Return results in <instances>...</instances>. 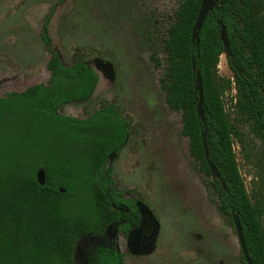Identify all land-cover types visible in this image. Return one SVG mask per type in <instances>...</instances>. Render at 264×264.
<instances>
[{
	"label": "trees",
	"instance_id": "16d2710c",
	"mask_svg": "<svg viewBox=\"0 0 264 264\" xmlns=\"http://www.w3.org/2000/svg\"><path fill=\"white\" fill-rule=\"evenodd\" d=\"M201 4H179L161 37V50H154L151 58L163 69L166 105L182 116L181 133L206 187L218 199L219 212L232 223L234 215L239 217L250 258L264 264V189L255 187L249 194L233 149L237 142L245 150L239 125L249 124L263 142L254 159L264 175V0H216L197 44L191 38ZM53 13L42 34L51 55L48 83L0 98V264H125L117 233L128 239L130 253L139 256L154 252L160 236L152 208L141 197L120 192L113 177L110 163L129 143L133 125L113 106L86 119L60 114L65 105L90 101L99 77L86 62L66 66L53 50L48 33ZM220 23L227 31L237 88L234 120L223 100L232 82L220 79L218 71L224 54ZM147 36L155 37L150 31ZM197 74L206 125L197 115ZM203 133L209 162L221 181L205 159ZM40 171L44 185L38 181ZM144 222L151 229L149 242L145 249H135L134 233Z\"/></svg>",
	"mask_w": 264,
	"mask_h": 264
},
{
	"label": "rangeland",
	"instance_id": "374dc122",
	"mask_svg": "<svg viewBox=\"0 0 264 264\" xmlns=\"http://www.w3.org/2000/svg\"><path fill=\"white\" fill-rule=\"evenodd\" d=\"M58 1L0 0V98L48 83L50 54L42 28ZM182 1L66 0L57 6L48 28L53 49L66 66L86 62L99 77L90 101L65 105L60 114L86 119L113 106L132 122L129 143L110 163L113 177L120 192L141 197L152 208L160 240L153 254L135 256L118 235L125 264H242L234 228L205 189L181 133L182 116L166 105L163 69L151 58L154 50H161V37ZM149 31L155 39H148ZM218 71L220 79L234 82L226 55ZM236 95L232 84L223 96L231 120L237 115ZM239 130L245 150L235 143L237 164L252 194L255 187L264 189V175L254 159L263 142L249 124H240Z\"/></svg>",
	"mask_w": 264,
	"mask_h": 264
},
{
	"label": "water",
	"instance_id": "95a60500",
	"mask_svg": "<svg viewBox=\"0 0 264 264\" xmlns=\"http://www.w3.org/2000/svg\"><path fill=\"white\" fill-rule=\"evenodd\" d=\"M215 5H216V0H202L201 8H200V11L198 13V16H197V19H196V22H195V25H194V28L192 31V38H191L192 43H197V44L199 43V33L204 26L206 18L214 10ZM220 25H221L220 35H221V40H222V43L224 46V54L222 55V57L224 55H226L227 58H229V57H231V50H230V44H229V40H228V36H227V31H226L225 26L222 23H220ZM193 70L196 71V64H195L194 60H193ZM239 74L242 75V72L240 70H239ZM233 89H234L235 93H237L235 84H233ZM196 91L199 93L197 115H198V118L202 121V123L204 125H206L205 112L203 109V102H204L203 86H202L201 76L199 74H197ZM202 143H203L205 159L208 162V165H209V168H210L212 175L216 179L221 180V176H220L216 166L209 162V148H208L207 137H206L205 133L202 134ZM237 145H238V143H237ZM37 176H38V181L40 182V184L44 185L45 184V173L43 171H40ZM233 223H234V227H235V232H236L237 237H238L241 252H242L243 258L245 260V264H254L252 259L249 256L248 249L246 246V240H245L243 228H242V225H241V222H240V219L238 216H236V215L233 216Z\"/></svg>",
	"mask_w": 264,
	"mask_h": 264
},
{
	"label": "flooded vegetation",
	"instance_id": "af4514ba",
	"mask_svg": "<svg viewBox=\"0 0 264 264\" xmlns=\"http://www.w3.org/2000/svg\"><path fill=\"white\" fill-rule=\"evenodd\" d=\"M66 1V0H65ZM64 1V2H65ZM59 2V1H58ZM63 2V3H64ZM63 3H61V4H58L57 3V5L56 6H54V7H52L51 8V10H50V12H49V14L46 16V18L50 15V13H51V11H52V9H54V13H55V11H56V7L57 6H60V5H62ZM54 13H53V15H54ZM53 15H52V17H53ZM51 17V18H52ZM46 18H45V20H46ZM45 20H44V24H45ZM51 20V19H50ZM50 23V22H49ZM44 24H43V28H44ZM43 28H42V34H43ZM48 28H49V25H48ZM48 33H49V29H48ZM43 41V40H42ZM52 41V40H51ZM45 46V45H44ZM53 48V47H52ZM45 49H46V47H45ZM54 50V49H53ZM47 51V50H46ZM55 51V50H54ZM57 52V51H56ZM49 53V52H48ZM58 53V52H57ZM50 54V53H49ZM59 54V53H58ZM60 56V55H59ZM50 57H51V55H50ZM61 58V57H60ZM230 58V57H229ZM229 58H227V60H228V63H230L229 62ZM47 64H48V62H47ZM230 68V67H229ZM46 69H47V65H46ZM231 70V69H230ZM48 71V70H47ZM49 73V72H48ZM49 78H50V74H49ZM232 84H235V76H234V82H232ZM38 85H40V84H38ZM44 85H46V84H44ZM36 86V85H35ZM235 86H236V84H235ZM236 90H237V88H236ZM12 93V92H11ZM17 93H21V92H17ZM237 94V93H236ZM236 100L237 99H235V102H236ZM236 144H237V142H236ZM235 145V144H234ZM233 149H234V146H233ZM234 152H235V149H234ZM202 175V174H201ZM203 176V175H202ZM204 177V179H205V176H203ZM221 181V180H220ZM205 189H206V191H207V193H209V195H210V199L211 200H213V198H215V200H216V202L218 203V199H217V197L216 196H212V194H211V189H208L207 187H206V184H205ZM217 209H218V205H217ZM218 212H219V210H218ZM220 213V212H219ZM223 217H225L222 213H220ZM227 218V217H226ZM231 222V221H230ZM231 225H232V227L234 228V231H235V227H234V223H232L231 222ZM150 232H151V229H150V227L148 226V223L147 222H144V224H143V227H142V229H140V230H138V231H136L135 233H134V243H133V245L132 246H134L135 247V249L136 248H139V250H143V249H145L147 246V243L149 242L148 241V236H149V234H150ZM235 234H236V232H235ZM118 235H121L126 241H127V244H128V248L130 249V245H129V243H128V239L125 237V235H123V234H120V233H117L116 234V239H117V247H118V250L120 251V249H119V244H118V238H117V236ZM237 235V234H236ZM237 239H238V237H237ZM159 240H160V236H159ZM159 240H158V243H157V246H156V249L154 250V252H156V250H157V248H158V245H159ZM238 243H239V241H238ZM240 246V245H239ZM240 250H241V248H240ZM121 252V251H120ZM154 252H152V253H150V254H153ZM123 253V252H122ZM124 254V253H123ZM125 255V254H124ZM135 256H139V255H135ZM141 256H144V255H141ZM241 257H243V255H242V252H241ZM244 259V258H243ZM125 261H126V255H125ZM241 262H242V264H245V260H244V262L241 260Z\"/></svg>",
	"mask_w": 264,
	"mask_h": 264
},
{
	"label": "built area",
	"instance_id": "2783aa9c",
	"mask_svg": "<svg viewBox=\"0 0 264 264\" xmlns=\"http://www.w3.org/2000/svg\"><path fill=\"white\" fill-rule=\"evenodd\" d=\"M233 91H234V89H233ZM234 93H235V91H234Z\"/></svg>",
	"mask_w": 264,
	"mask_h": 264
}]
</instances>
